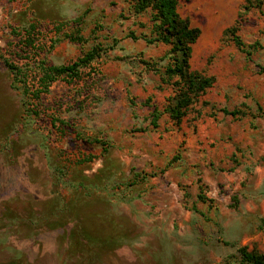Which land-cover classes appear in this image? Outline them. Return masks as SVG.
Masks as SVG:
<instances>
[{"label":"rangeland","instance_id":"obj_1","mask_svg":"<svg viewBox=\"0 0 264 264\" xmlns=\"http://www.w3.org/2000/svg\"><path fill=\"white\" fill-rule=\"evenodd\" d=\"M246 5L179 0L201 29L192 69L216 81L180 124L164 112L154 127L151 105L163 109L173 88L139 57L168 46L127 37L149 30L148 13L126 18V0H0V264H220L243 246L264 252V5ZM236 21L246 43L260 42L249 58L224 36ZM33 22L42 52L27 48ZM98 43L82 79L56 80L31 98L45 113L27 116L6 61L70 63ZM68 162L79 164L63 183L54 166Z\"/></svg>","mask_w":264,"mask_h":264},{"label":"trees","instance_id":"obj_2","mask_svg":"<svg viewBox=\"0 0 264 264\" xmlns=\"http://www.w3.org/2000/svg\"><path fill=\"white\" fill-rule=\"evenodd\" d=\"M128 2V13L126 18L131 15L138 17L144 13L149 14V30L137 35L134 31H130L127 37L135 40L144 39L148 44H164L168 46L166 53L157 59H145L142 54L139 60L144 64V69L147 72H153L160 75L161 84H167L173 88V94L167 98V103L163 109H160L155 104L151 105V124L154 127L159 126V120L164 112L168 113L171 119L180 124L183 118L187 115L191 106L197 102L199 97L211 88L216 78L213 75H207L203 71L194 70L191 66V58L193 54V45L198 40L201 29L193 26L188 17H184L179 11V0H126ZM246 7H261L264 5V0H246ZM126 13L123 10V16ZM81 18H77L75 22L80 25ZM142 26H146L142 23ZM240 23L236 21L224 31V36H230L233 42L246 52L248 58L259 48L260 42L253 44L246 43L238 34ZM37 30L36 24L30 23L25 27L26 35L28 36V49L41 50L36 46V39L32 37ZM73 41L85 42V37L81 34L67 35ZM114 45L118 44L121 39L112 38ZM114 45L112 48H114ZM101 43L94 45L90 50L84 51L82 55L70 63L47 65L46 60H40L36 63L35 69L31 63L17 65L6 61L12 76V86L15 89L23 90L25 96L24 110L27 116L41 117L45 110L42 109L39 103L44 93L50 92L51 85L59 78H69L71 81L82 79L83 70L85 67L92 65L95 59L101 55ZM42 52V51H40ZM39 69V71H34ZM39 100L34 102L31 98ZM152 99L147 102L150 104ZM226 114L234 117H242L246 114L245 110L236 108L229 110L228 108L220 109ZM58 117L53 116V121L56 123ZM61 124H66L64 121ZM96 142L103 144L104 150L107 151V142L102 139H96ZM177 159L175 156L170 163L172 164ZM79 162H84L85 158L79 159ZM79 162L61 165L56 163L54 166L55 176L63 183H66V176L69 168L73 165H78ZM83 179L85 175H81ZM78 177L79 182L75 185L77 190L80 188H88L85 181ZM264 229V220L262 223ZM240 258L236 261H227L220 264H264V252L257 249H249L247 246L238 249Z\"/></svg>","mask_w":264,"mask_h":264}]
</instances>
